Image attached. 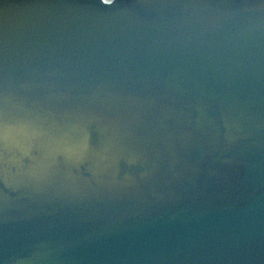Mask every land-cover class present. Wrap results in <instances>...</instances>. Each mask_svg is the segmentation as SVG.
<instances>
[{"label": "water", "instance_id": "obj_1", "mask_svg": "<svg viewBox=\"0 0 264 264\" xmlns=\"http://www.w3.org/2000/svg\"><path fill=\"white\" fill-rule=\"evenodd\" d=\"M0 264H264V0H0Z\"/></svg>", "mask_w": 264, "mask_h": 264}, {"label": "clouds", "instance_id": "obj_2", "mask_svg": "<svg viewBox=\"0 0 264 264\" xmlns=\"http://www.w3.org/2000/svg\"><path fill=\"white\" fill-rule=\"evenodd\" d=\"M103 3L104 4H111L112 3V0H103Z\"/></svg>", "mask_w": 264, "mask_h": 264}, {"label": "bare ground", "instance_id": "obj_3", "mask_svg": "<svg viewBox=\"0 0 264 264\" xmlns=\"http://www.w3.org/2000/svg\"><path fill=\"white\" fill-rule=\"evenodd\" d=\"M2 163H3V161H2V162H0V168H1V165H2Z\"/></svg>", "mask_w": 264, "mask_h": 264}]
</instances>
